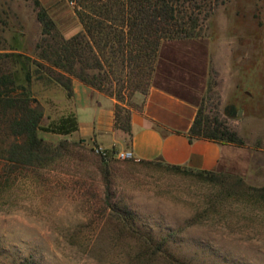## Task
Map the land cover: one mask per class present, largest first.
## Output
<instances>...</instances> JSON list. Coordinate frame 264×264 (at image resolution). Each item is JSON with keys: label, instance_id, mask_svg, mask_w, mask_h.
<instances>
[{"label": "rangeland", "instance_id": "obj_1", "mask_svg": "<svg viewBox=\"0 0 264 264\" xmlns=\"http://www.w3.org/2000/svg\"><path fill=\"white\" fill-rule=\"evenodd\" d=\"M38 11L34 0H0V80L25 86L48 128L75 116L76 103L37 64ZM192 40L209 59L199 108L243 145L211 174L114 158L109 188L98 146L75 132L40 130L55 159L14 167L6 157L11 115L0 108V264H264V206L248 196L264 187V0H224ZM93 90L103 107L86 112L99 119L121 105L115 125L128 141L119 127L148 92Z\"/></svg>", "mask_w": 264, "mask_h": 264}, {"label": "trees", "instance_id": "obj_2", "mask_svg": "<svg viewBox=\"0 0 264 264\" xmlns=\"http://www.w3.org/2000/svg\"><path fill=\"white\" fill-rule=\"evenodd\" d=\"M34 1L39 9L38 20L43 26V37L37 45V64L66 91L68 98L74 96V79L111 97L118 95L112 90L114 84L126 87L131 93L140 91L146 94L162 44L201 38L206 23L224 2L70 0L76 4L75 12L83 30L66 38L39 0ZM18 57H22V54ZM31 78V74L27 73L26 80L30 82ZM32 102L25 86H17L15 81L8 82L7 77L0 80V108L4 115H11L9 129L15 138L6 151V157L14 167L44 166L55 159L57 154L51 150V145L39 137L40 130L60 135H69L78 130L75 116L64 117L51 127H42L43 112L38 106H33ZM122 110L125 109L121 105L116 106L117 123ZM234 112L228 113L232 115ZM130 119L131 114L127 125L119 128L131 133ZM190 138L243 145L235 132L220 122L207 119L202 108L198 110ZM116 151L115 148L107 150L106 157L100 156L101 163L106 166L102 171L103 181L109 188L111 179L107 167L115 158ZM249 190V199L264 206V187Z\"/></svg>", "mask_w": 264, "mask_h": 264}, {"label": "crops", "instance_id": "obj_3", "mask_svg": "<svg viewBox=\"0 0 264 264\" xmlns=\"http://www.w3.org/2000/svg\"><path fill=\"white\" fill-rule=\"evenodd\" d=\"M39 2L59 25L64 37L71 38L83 30L74 2ZM208 61L207 49L198 40L164 42L159 51L153 83L143 105L131 112L128 141L125 134L116 128L113 107H107V113L99 119L91 117L99 107H103L98 101H92L97 92L74 79L73 99L78 121L75 134L106 150H131L137 162H162L194 172L219 171L239 147L190 138V130L206 90ZM79 97L86 102L83 108L77 106Z\"/></svg>", "mask_w": 264, "mask_h": 264}, {"label": "built area", "instance_id": "obj_4", "mask_svg": "<svg viewBox=\"0 0 264 264\" xmlns=\"http://www.w3.org/2000/svg\"><path fill=\"white\" fill-rule=\"evenodd\" d=\"M74 5V3H71ZM97 152L100 153L103 156H107L108 152L106 149H103L101 147H98ZM114 157L121 161H127V160H135L134 153L131 150H117Z\"/></svg>", "mask_w": 264, "mask_h": 264}, {"label": "water", "instance_id": "obj_5", "mask_svg": "<svg viewBox=\"0 0 264 264\" xmlns=\"http://www.w3.org/2000/svg\"><path fill=\"white\" fill-rule=\"evenodd\" d=\"M241 113V112H240Z\"/></svg>", "mask_w": 264, "mask_h": 264}]
</instances>
